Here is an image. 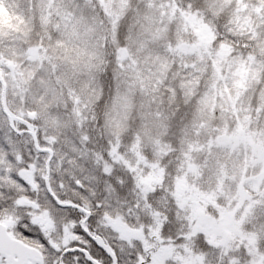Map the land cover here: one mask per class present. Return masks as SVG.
Wrapping results in <instances>:
<instances>
[{"label": "rangeland", "instance_id": "rangeland-1", "mask_svg": "<svg viewBox=\"0 0 264 264\" xmlns=\"http://www.w3.org/2000/svg\"><path fill=\"white\" fill-rule=\"evenodd\" d=\"M41 1L27 0L24 5V7L28 6L31 10L34 9L28 20L31 25L39 23L37 11H42L45 4V0ZM79 1L57 0L56 9L58 11L47 13V16L50 15V20L55 21L57 25L55 30L56 32L59 31L58 35L60 36V40L57 38V42L53 46V69L49 68L48 65L46 66V62L42 60L43 53L41 51L43 49H38L39 47L31 48L26 45L27 56L26 59L20 61V65L16 64L18 60L10 58L13 56L21 59L22 56H25L26 52L22 46L17 47L16 54L13 52L7 58L0 56V74L2 76L0 77L4 85V106L8 115L13 119H18L17 117L26 119L30 122V125L31 122L35 124V119H38L42 127L40 128L36 123L40 132L38 135L40 136L41 146L44 149H50L49 156H39L34 150L29 149V144L23 143L22 140L15 141L13 139L10 144L8 134L4 135L2 133L3 139L0 141V146L9 144L11 149L14 150V155H19L20 150L25 154V148H28L27 153L30 155L31 151L34 153L32 154L33 159L28 162L31 165L28 170L23 168L24 164L21 165L23 162H20V165L17 164L15 168L17 170L16 178L19 181L17 185L14 184L16 187H11L10 182H2L6 187L4 190L6 198L7 196L11 197L9 203L4 198L6 203L4 214L8 217V211L13 206L20 210L31 208L29 219L32 221L29 220V226L31 225V228L37 233L42 234L44 232L45 240L48 242L50 249L53 246L54 249H58V246L64 244L65 239L62 235L66 236L68 227L71 228L69 233H73L71 231L73 226L71 222L66 221V218L71 217V213L68 211V214L63 215L54 213L53 211L58 209L50 203L44 192L47 157L50 160L56 153L57 155L60 154L65 160L69 148L74 147L73 141L77 136V132L81 133L76 126L75 118L80 123L83 121L93 123L92 118L89 120V117L85 116L86 112L90 111L91 113L92 105L87 102L86 98L81 101L79 96L72 93V91L78 89H81L80 92H82L91 89V87L93 88V78H96L93 76V41L90 38V36H93V31L85 30L83 24L86 20L84 18L86 14L79 10L86 6V11H89L90 6L93 4L91 0ZM97 1L103 5L106 11L104 12L108 15L107 18L111 21L113 27L111 42L109 41L107 45L111 56L118 57L119 62L122 63L118 64V70H114L116 67V61L114 60L113 71L116 72V75L118 73L124 74L127 69L132 67L140 68L147 76L154 77L153 80L158 88L165 85L167 91L174 90L176 95L179 92L177 98H185L196 87L204 88L206 91L208 88L209 91L205 92L206 94L201 102L202 112L220 106L223 113L231 112V108L242 96L241 92L252 90L257 83L264 88L262 77L264 73V43H261L264 42V35L260 40L257 39L260 33L257 24L264 21V0H215L217 3L214 0H182L180 2L177 0H136V7L143 10L133 12L136 19H134L132 26L131 23L125 21L127 13L129 14L128 20L133 17L128 12L129 6L126 7L128 4L130 7L132 6V0ZM219 4L238 7L233 14L235 19H239L238 29L225 38V40L234 38L235 43L216 42L215 31L218 23L220 27H224V22L219 19L218 13H213L208 22L202 20L205 16L206 6L207 10H214L220 6ZM14 6L18 5L15 4ZM110 8V11L107 10ZM91 11L93 21V10L91 9ZM103 21L107 20L104 19ZM120 24H123L122 42L124 46L126 45L129 48L133 46L135 51L152 61L154 56L157 57L161 62L159 66H156L157 70H148L149 65H144L138 59H135L137 65H134V62L130 61L126 54L122 56L119 54L120 45H118L116 34ZM9 25L14 27V31L4 33L1 30L3 25L0 22L1 46H15L19 42L16 30L18 28L17 17H11ZM171 26H173V36L169 41L163 36ZM183 34H187L184 40L181 38ZM139 39L142 41L141 46L136 45ZM239 42L242 43L236 44ZM235 52L238 53L235 54ZM162 53H164V56ZM45 54L47 53L45 52ZM174 55L180 58V62L176 61ZM167 56L178 63V69L172 74L167 72L170 68L169 65H171ZM189 56L196 57L195 69L197 75L192 74ZM185 65L189 66L187 73L192 74L191 76L180 71ZM15 66H19L20 69L26 71H22L20 74L16 73ZM18 74L20 76L17 77ZM53 75H55V78ZM200 75L203 76L200 77ZM194 76H198L197 79ZM181 77L184 78L183 86L179 82ZM96 85L94 83V88ZM184 86H187L186 91H184L185 96L182 93ZM1 90L2 86L0 84V96ZM217 95L220 97L221 104L215 106L213 96L218 100ZM122 96L124 97L125 94ZM122 96H117L115 101L110 102L109 105L107 102L109 106L107 108L109 126L104 136L109 142L110 148H107L103 137L99 138H102L101 145L105 156L110 162H118L117 155H119L121 163L128 165L133 170L142 164L139 162L143 152L138 142L135 141H129L127 145H122L121 150H119L120 143L128 139L129 135L123 136L120 133H115V121H117V131L124 132L128 130L124 127V123L129 125L132 121L129 119L133 118L130 114L128 115L129 112L125 111V103H128V101ZM94 99L98 100L97 97H94ZM187 99L190 100L191 98ZM68 102L72 104V107L68 105ZM251 103H259L257 107L253 108L255 115L251 110H248L247 117L234 120L236 125L235 128H231V131L229 127H223L214 133H210V124L202 118H196L192 127L196 130L195 134L197 132L201 134L200 141L197 140V147L201 148H197V150L206 152L208 161L203 158L200 160L199 166L195 167L196 165L186 158L187 153H178L179 168H177L176 177L178 175L180 177L177 179L174 188L175 208L177 207L181 212L187 213L189 221L193 224L194 234L202 233L211 242V246L204 254H207V257L209 256L208 261L204 260L208 264H213L212 261L214 260L221 262L227 258L229 261H233V264H263L261 260L264 259V124L257 123V121L264 122V97L254 99ZM80 104H85V107H81ZM137 115L140 118V129L139 133H136V140L143 143L149 130L144 126L142 127V125L152 118L147 119L148 116L144 118L141 113ZM204 116L206 118L205 114L202 117ZM23 119H19V121H23ZM95 123L97 122H94L93 125ZM48 124H51V129L47 136ZM2 125L3 116L0 112L1 130ZM179 126H182V119H180ZM101 133L102 131L99 128V134L101 135ZM80 135L81 139H88L86 137L88 133ZM183 135L179 143L181 146H184ZM178 136L179 134L176 138ZM209 138H213V141ZM56 139H58L57 143L55 142ZM172 140L176 139L173 138L170 142ZM150 144L152 143L146 144L145 142V146ZM113 147L118 148L114 149ZM232 152L237 155L231 154ZM45 154L47 153L45 152ZM155 155L163 158L167 157L166 151L162 149L158 150ZM170 155L174 157V153ZM2 157L3 159L1 157L0 159L4 161L5 156ZM167 160L171 161V158L168 156ZM104 163L107 165L109 162L103 160L102 164L104 165ZM143 164L145 165L144 169L141 168L139 174L137 172V176H139L137 185L140 188L139 185L142 187L147 184L150 189L153 185L158 184L161 171L159 176L147 174L153 168H156V165L146 164V162ZM250 164L255 166L257 170ZM92 166L93 162L89 158L77 161L76 164L72 159L61 163L58 168H62L68 175L66 182L62 177L59 184L53 182V185H51L52 196L60 198V201L64 200L62 202L69 201L68 203H73L75 200L83 199L82 195H85V201H88V204L92 203V201H89L90 198L95 203L93 184L97 186L96 182L98 180L92 179L93 184L82 185L80 183L85 188V193L72 186V181H70L72 178L76 179L72 174L77 170H82L81 168L84 167L89 170ZM250 168H252V173L248 172ZM50 169L53 177L52 182L55 181L54 165L50 164L49 171ZM194 169L201 174L200 177L193 175L195 173ZM108 175L109 173L106 175L105 180L110 181ZM22 182L27 183V186ZM222 185H228L224 190V194L220 193ZM23 186L26 187L24 192L29 195L41 193L43 196L30 200L31 197L18 196V194L9 195L10 190L16 189L18 193ZM22 192L20 190V194ZM212 206L213 212L220 213L217 217H207L206 210ZM106 207L108 208L107 204ZM93 214L97 216L95 213ZM12 220H4L10 225L11 229L16 226L14 224L16 222L14 219ZM95 222H99L100 226L108 231V234L109 231L113 232L125 241H130L138 236L136 233L138 231L116 221L114 216L112 220H106V217H104L100 221L93 220V224ZM8 231L13 234L11 230ZM203 258H200V260ZM179 260H183L180 261V264H192L196 259L180 257ZM54 262L57 264L58 259H55Z\"/></svg>", "mask_w": 264, "mask_h": 264}, {"label": "trees", "instance_id": "trees-1", "mask_svg": "<svg viewBox=\"0 0 264 264\" xmlns=\"http://www.w3.org/2000/svg\"><path fill=\"white\" fill-rule=\"evenodd\" d=\"M91 1L93 4L92 6H90L93 10V21L91 18V9L89 11H86L85 6L80 8L79 10H82V12H85L86 14L84 15V18L86 20L83 24V26H85V30L93 31V36H90V38L93 41V76H95L96 78H93V88L91 87V89H87L82 92H80L81 89H78L72 91V93L79 96L81 98V101L84 98L88 100L87 102L92 105V111L91 113L90 111L86 112V114L84 112L82 113H84L85 116H88L89 120L92 118L93 123H97H95V125L86 121L80 123L77 118L74 119L76 126L81 133L77 132V136L73 141L74 147L69 148L67 154L65 155V160L60 154L57 155L56 153L54 154V157L51 158L50 164L54 165L55 167V181L51 182V179H53L51 169L49 171L48 178L51 190V185H53V182L59 184L61 182V177L66 182V177L68 174L65 173L62 168H58L61 163H65L68 159H72L76 164L77 161L89 158L93 162V170L92 167L89 170H86V167L81 168L82 170H77V172L72 174L74 177H76L77 180L75 178H72L70 181H72V186L85 193L86 190L82 185L87 183L93 184L92 179L98 180V182H96L97 186L93 184V193L95 194L93 195L96 198L97 202L95 201L94 203L90 198L89 201H92V203L88 204V201H85V195H82V197L84 198L79 201L75 200L73 203H68L69 201L64 202L76 205L78 209L73 210L71 208L58 207L50 199L44 184V192L46 193L47 199H49L50 203L55 205L58 209L57 211L53 212L57 215L68 214V212L71 213V217L69 216V218H66V221L72 223L73 229L71 231H73V233H69L71 228L68 227L66 236L63 234L62 237L64 236V241L67 243L68 247L81 246L83 248H86L85 246L87 245V241L79 238V235H82L79 225L84 218L82 212L90 214L92 213L93 215V219H91V221L86 224V227L88 229L92 227L93 220L100 221L103 220L104 217H106V220H112L114 216L116 221L125 224L132 230L138 231L136 232L138 236L130 241H125L113 232L109 231L108 234V231L104 230L100 226L99 222H97L98 224L95 228H93V233L102 236L108 243L115 245L116 249H119V245H127L128 243L130 247L133 248V251L129 252V254L131 255H129L128 257L131 263H140V261H142L144 262V264H152L157 259L161 260V264H180V261L183 260H179V258L187 257L196 259L192 264H208L207 261L209 260V256L207 257V254H204L209 249V246H211V242L207 239L206 235L202 233L194 234L193 224L189 221L187 213L181 212L177 207L175 208L176 201L174 196V188L177 179L180 177L179 175L176 177V171L177 168H179L178 153H187L186 158L191 163L196 165L195 167L199 166L198 164L203 158H206L208 161L207 153L199 152L197 150V148H201L197 147V140L200 141L201 134H199L198 132L195 134L196 130L194 127H192V125L195 124L196 118H202L205 122L207 121L210 124V133H214L215 131L223 127H229V130L231 131V128H235L236 125L234 120H237L238 118L240 119L242 117H247L246 113L248 110H251L255 115L253 108L257 107L259 103L253 104L251 102L254 99L257 100L264 97V88L261 87L259 83H257L253 86L252 90L241 92L242 96L231 108V112L223 113L221 110V106L213 107L211 110H203L202 112L201 102L204 99L207 91H209L208 88L206 91V89L204 88L196 87L185 96L184 91H186L185 88L187 86H184L182 89V93L185 98H177L179 92H177L176 95L174 90L167 91L165 85H162L160 88H158L157 84L153 80L154 77L147 76L144 72H142V69L140 68L136 69L135 67H132L127 69L124 74L118 73L116 75V72L113 71L114 60L116 61V67L114 70H118V64L122 63L119 62L118 57L111 56V54L109 53V47L107 43H109L112 36L113 27L111 21L107 18L108 15L105 13L106 11L103 8V5L98 3L97 0ZM177 1L180 2L182 0ZM26 2L27 0H0V22L3 25V28H1V30L4 33L13 32L14 27L9 25V19L11 17H17L18 28H16V30L18 32L17 36L19 41L15 46H1L0 44V56H2V58H7L8 55H11L13 52L16 54L17 47L20 48L22 46V48L26 52V55L22 56L21 59L13 56L10 58L18 60L16 61V64L18 63L20 65V61L22 59H26L27 56V51L25 50L26 45H29L31 48L39 47L38 49H43L41 51L43 53L42 60L46 62V66L48 65L49 68L53 69V46L57 42V38L60 40V36L58 35L59 31L56 32L55 30L57 25L55 21L52 22L50 20L49 14L50 12L58 11V9H56L57 0H45L42 11H37L39 23L36 25H31L28 23V20L32 16L34 9L31 10L28 6L24 7ZM15 4L18 6H14ZM126 7H128V12L131 13L133 17H130V19L128 20L129 14L127 13L125 21L131 23L130 25L132 26L134 19H136L133 12L136 10L141 12L143 9L136 7V0H132L131 7L129 4L126 5ZM111 8L107 10L110 11ZM237 8L238 7L235 5H220L217 9L214 10H207V6L205 7V16L202 18L203 22H208V20L212 18L213 13H218L219 19L223 20L224 22V27H220L219 23L217 25V30L215 31L217 43H235L234 38L226 40L225 38L229 37L238 29L237 23H239V19H235V15L233 16ZM47 13H49L48 16ZM47 19H49L50 21ZM104 19H106L107 21H103ZM263 22L264 21H261L257 24L260 30V33L257 37V39L259 40L264 35ZM122 32L123 24H120L116 34L118 45H120L119 54L121 56L126 54L127 57H129L128 59L134 62V65H137L135 59H138V61H140L144 65H149L148 70H155L156 66H159L161 63L157 59V57L154 56V60L152 61L150 59L144 58L140 53L135 51V48H133V46L131 48L126 45L124 46L122 42ZM171 36H173V26L170 27L163 38L170 41ZM186 36L187 34H183L181 35V38L184 40ZM241 43L242 42L236 44ZM141 44L142 41L139 39L136 45L141 46ZM143 50L145 51V49ZM45 52L48 55L45 54ZM237 53L238 52H235V54ZM162 55L164 56V53H162ZM174 58L176 59V61L180 62L179 57L174 55ZM167 59L171 64L169 65L170 68L167 72L168 74H172L175 70L178 69V63L175 60H171L170 56H167ZM188 59L192 67V74L197 75V70L195 69L196 57L189 56ZM15 67L16 73L20 74L22 71H26L25 69H20L19 66ZM188 69L189 66L185 65L184 68L182 67L180 69V71L183 73H187ZM34 72L36 73V71ZM114 72L115 74H113ZM19 74L17 75V77L20 76ZM192 74L189 75L191 76ZM36 75L38 76V74ZM53 76L55 78V75ZM202 76L203 75H200V77ZM197 77L198 76H194L195 79H197ZM262 77L264 79V73ZM179 82L181 86H183L184 78H179ZM94 83L97 84L95 88ZM123 94H125L124 97L128 101V103H125L124 109L127 113L129 112L128 115L130 114V116L133 118L129 119L132 120L129 125L124 123V127L128 129L124 132L117 131V121H115V133H120L123 136L129 135L128 139L120 143V147L118 146L119 150H121L122 145H127L129 141L138 142L139 146L141 147L143 153L141 154L139 163L142 164L140 165V167L137 166L133 170L128 165L121 163L119 155H117L118 162H110V160L104 154V149L101 145L102 138H99L103 137L104 142L109 149V142L105 139L104 136V133L109 126L107 108L109 107L108 105L110 102H114L117 96H122ZM94 97H97L98 100L94 99ZM187 98L191 99L189 100ZM217 98L218 100L215 96H213V102L215 106L221 104L219 95H217ZM68 105L72 107V104L70 102H68ZM80 105L81 107H85V104ZM56 111L59 112L58 110ZM0 112L3 116L2 130L0 128V141L3 139L2 133L4 135L8 134L10 144L13 139H15V141L22 140L23 143L29 144V149L31 148V150H34L39 156H49V153L45 154V152L36 151L33 146V141L30 134L25 133L17 135L10 129L7 117L1 109V104ZM139 113H141L144 118L145 116H148L147 119L152 118L151 120L147 121V123L142 125V127L144 126L149 130L148 134L144 137V141L146 142V144L152 143L149 146H145V142L142 143L139 140H136V133H139L140 129V118L139 115H137ZM203 114L206 115V118L205 116L202 117ZM17 118L18 119L12 118V123L16 130L20 132L26 131L33 133L39 148L44 149V147L41 146L40 136L38 135V133H40L38 130L39 128H37L36 126L37 123L39 127L42 128L38 119H35V124L31 122L30 125V122L26 119L20 117ZM19 119H23L24 122L19 121ZM180 119H182V126H179ZM257 123L264 124V122L261 120H258ZM99 128L102 131L101 135L99 134ZM50 129L51 124H48L46 133L47 136L49 135L48 132L50 131ZM82 133H88V136H86L88 137V139H81L80 134ZM178 134L179 136L178 138H176ZM182 134H184V146H181V144H179ZM173 138H175L176 140H172L170 142V140ZM209 139L213 141V138ZM57 141L58 139L55 140L56 143ZM118 147L113 148L116 149ZM160 149L166 151L167 157L169 156L171 158V161H168L167 157L163 158L155 155V153H157V151ZM19 152V155H14V150L11 149L9 144L0 146V157L3 159L2 156H5L4 161L0 159V223H4L5 225L10 226L4 220L9 221L14 219V221L16 222L14 223L16 224L15 228L12 229L14 237L22 240L29 246L39 249L44 256L45 264H55L56 262L54 261L55 259H58V255L56 254L54 248H49L48 242L45 240L44 232H42V234L37 233L34 229L31 228V225L29 226V220H31L29 219L31 208L28 207L20 210L13 206L11 210L8 211V217H6L4 214V206L6 204L4 202V198H6L4 190L6 189V187L2 182H10L11 187H16L15 185H17L19 181V179L16 178L17 170L15 168L17 164L20 165V162H23L21 165L24 164L25 166L23 168H27L25 170H28V167L31 166L28 164V162L30 159H33L32 154L34 153H32L33 151H31V155L27 153L28 148H25V154H23L22 150H20ZM172 153H174V157L170 155ZM231 154L237 155L233 152ZM103 160H106L109 163L107 165L104 163L103 165ZM145 162L146 164L156 165V168H153L147 174L159 176V173L161 171L158 184L153 185V187L150 189L147 184L146 186L142 187L141 185H139L140 188L137 185V182L139 181V176L137 175L139 174L141 168L144 169L145 165L143 163ZM250 165L253 166L252 164ZM253 167L255 168V166ZM255 170L257 169L255 168ZM194 172V176L200 177L201 174L197 173L195 169ZM248 172L252 173V168L248 169ZM108 173L110 181L105 180V177ZM44 176L46 178V174ZM209 179L211 178L209 177ZM80 183H82V185ZM197 183H199V181H197ZM23 184L27 186V183L24 182ZM227 187L228 185H222L220 193L224 194V190ZM20 190L23 191L21 194ZM24 191H26V187L23 186L19 189L18 193L16 189L10 190L9 195L13 196L18 194V196L20 195L24 197H31L30 200H34L36 197L43 196L41 193H34V195L31 196ZM10 199L11 197L7 196L6 201L9 203L11 202ZM58 199L59 201L61 200L60 198ZM106 204L108 205V208L106 207ZM212 210L213 206L209 207L206 210L207 217H217L220 214L219 212L215 213ZM93 213H95L97 216H94ZM210 219L214 220L213 218ZM61 222L62 220L60 221V223ZM55 223L58 224L57 221H55ZM75 233H77V239L72 238L74 237ZM117 244L119 245L117 246ZM58 248L62 249L63 247L60 245L58 246ZM52 252L54 253L55 257L53 256ZM202 257L204 258L200 260V258ZM261 261H263L264 264V259H262ZM68 262L71 264L70 260ZM212 262L213 264H233V261H229L228 258L221 262H217L216 260Z\"/></svg>", "mask_w": 264, "mask_h": 264}, {"label": "water", "instance_id": "water-1", "mask_svg": "<svg viewBox=\"0 0 264 264\" xmlns=\"http://www.w3.org/2000/svg\"><path fill=\"white\" fill-rule=\"evenodd\" d=\"M0 83L2 85V92H1V109L5 113L8 124L10 129L15 132L17 135H21L20 132L16 131V129L13 126L12 118L6 113L4 108V85L0 78ZM33 145L38 150V145L36 142V138L34 135L31 134ZM49 163L50 160L47 161L45 165V172H46V186L49 188L48 184V175H49ZM50 193V192H49ZM51 194V193H50ZM56 201V200H55ZM56 204L61 207H70V208H78L77 206L67 205L60 203L56 201ZM86 220L89 218L90 213H86ZM85 221L81 223V228H83V225L85 224ZM85 233L91 238L93 244L96 245V247L104 252L112 261V264H117L116 258L114 254L111 252V249L108 245L104 243V241L100 237H91L87 231ZM73 253H80L83 255L85 260L90 264H98L94 259L85 251L78 248H74L71 250H67L62 254L61 260L59 261V264H63V257L67 254H73ZM0 257L4 259L5 264H27L28 261H31L33 263H40L41 262V255L40 253L33 248H29L26 245H24L22 242L17 241L13 239L7 232L5 226L0 224Z\"/></svg>", "mask_w": 264, "mask_h": 264}, {"label": "flooded vegetation", "instance_id": "flooded-vegetation-1", "mask_svg": "<svg viewBox=\"0 0 264 264\" xmlns=\"http://www.w3.org/2000/svg\"><path fill=\"white\" fill-rule=\"evenodd\" d=\"M42 152H46L47 153V150L45 149V150H43ZM49 195V194H48ZM50 196V199L53 201V203L56 205V203H55V201H54V199L53 198H55L56 200H58L59 201V199L58 198H56V197H53L52 195H49ZM72 209V208H71ZM73 210H76V209H73ZM83 213V215H84V218L82 219V222L83 221H85L86 220V216H85V213L84 212H82ZM91 219H93V215H92V213L90 214V216H89V218L86 220V222H85V224L83 225V228H81V223H80V230H81V233H82V235L80 234L79 235V238L80 239H84L85 241H87V245L85 246L86 248H83V247H81V246H79V247H77V246H67V243L66 242H64V244H62L61 246L63 247L62 249H54L55 251H56V254L58 255V263L57 264H59V261L61 260V257H62V254L64 253V252H66L67 250H71V249H74V248H79V249H83V250H85V251H87L90 255H91V257L94 259V260H96L97 262H98V264H112V261H111V259L104 253V252H102L101 250H99L97 247H96V245L95 244H93V242H92V240H91V238L85 233V231H87L88 232V234L91 236V237H100L103 241H104V243L106 244V245H108L109 246V248L111 249V252L114 254V256H115V258H116V262H117V264H144V262H142V261H140V263L139 262H135V263H131V261L129 260V255H131V254H129V252H132L133 251V248L132 247H130V245L129 244H123V245H119V244H117V246L119 245V249H116V247H115V245H112V244H110V243H108L102 236H100V235H97L96 233H93V228H95L96 227V225L98 224V223H96L95 222V224H93L92 225V227L91 228H87L86 227V224L88 223V222H90L91 221ZM80 220V219H79ZM80 222V221H79ZM93 223V222H92ZM1 225H3V226H5V228H6V230H7V232H8V234L13 238V239H15V240H17V241H20V242H22L23 244H25L27 247H29V248H33V249H36V248H34V247H32V246H29V245H27L26 243H24L22 240H19V239H17L16 237H14V233L13 234H10L9 233V231L8 230H11V232H12V229L10 228V226H8V225H5L4 223H0ZM10 228V229H9ZM15 228V227H14ZM13 228V229H14ZM72 238H75V239H77V233H75L74 234V237H72ZM52 248H54V246L52 247ZM39 253H40V255H41V262L40 263H33V262H31V261H28L27 262V264H45V259H44V256H43V254L41 253V251L39 250V249H36ZM121 253H122V255H121ZM52 254H53V256L55 257V255H54V253L52 252ZM70 260V262H71V264H90V263H88L86 260H85V258L83 257V255H81L80 253H73V254H67V255H65L64 257H63V264H70L68 261ZM5 264L4 263V259L3 258H1L0 257V264ZM152 264H161V260H157L156 259V261L154 262V263H152ZM164 264V263H163Z\"/></svg>", "mask_w": 264, "mask_h": 264}]
</instances>
